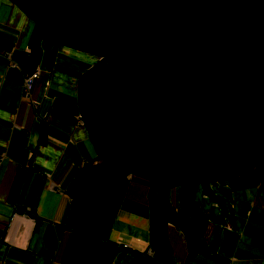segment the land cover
Returning <instances> with one entry per match:
<instances>
[{
	"label": "water",
	"instance_id": "water-1",
	"mask_svg": "<svg viewBox=\"0 0 264 264\" xmlns=\"http://www.w3.org/2000/svg\"><path fill=\"white\" fill-rule=\"evenodd\" d=\"M36 20L111 60L85 102L113 148L164 170L264 134V0H30Z\"/></svg>",
	"mask_w": 264,
	"mask_h": 264
},
{
	"label": "crops",
	"instance_id": "crops-1",
	"mask_svg": "<svg viewBox=\"0 0 264 264\" xmlns=\"http://www.w3.org/2000/svg\"><path fill=\"white\" fill-rule=\"evenodd\" d=\"M32 20L11 0H0V264H66L75 238L66 226L68 189L77 170L96 161L78 116L80 87L98 69L99 56L41 40L31 65ZM35 69L24 100L20 76ZM241 164L234 176L202 182L189 196L190 243L179 227L178 189L170 190L177 214L165 224L171 264H264V158ZM127 180L105 237L119 248L110 264L153 257L148 183ZM20 211L28 218L9 224Z\"/></svg>",
	"mask_w": 264,
	"mask_h": 264
},
{
	"label": "trees",
	"instance_id": "trees-1",
	"mask_svg": "<svg viewBox=\"0 0 264 264\" xmlns=\"http://www.w3.org/2000/svg\"><path fill=\"white\" fill-rule=\"evenodd\" d=\"M34 21L32 36L29 41L31 65L38 61L40 56L39 42L46 40L51 45L58 46L67 44L77 49L96 53L99 57L102 53L82 44H76L64 38L56 29L49 27L45 22L36 20L34 12L29 7L30 0H11ZM104 57V55H103ZM105 58V57H104ZM102 58L98 59L97 68ZM83 86V85H82ZM80 87L79 110L80 117L87 130L96 154V161L84 164L77 170L71 188L68 189L70 199V212L67 217V225L74 231L75 238L66 264H110L119 248L113 247L105 237L112 225L116 209L123 196L126 181L129 175L148 184L149 203V247L153 257L143 254L137 256L136 264H171L170 251L167 247L165 224L175 220L177 215L171 206L168 193L172 188L178 189L180 199L179 227L184 233L187 242L192 240L191 229L187 218V200L195 192L202 182L232 177L236 169L243 162L242 157L248 158L256 150H264V134L252 139L246 148L235 152L226 150L220 158L208 161L202 165L193 167L158 170L160 175L153 177L149 170L150 166H144L137 160L125 159L120 161L123 149L109 147L106 139L95 129V123L91 117L87 103L84 101L83 88ZM105 141V142H104ZM130 149V148H129ZM136 159V158H135ZM121 162L115 168L114 164ZM151 170H153L151 168ZM154 179V180H153Z\"/></svg>",
	"mask_w": 264,
	"mask_h": 264
},
{
	"label": "rangeland",
	"instance_id": "rangeland-1",
	"mask_svg": "<svg viewBox=\"0 0 264 264\" xmlns=\"http://www.w3.org/2000/svg\"><path fill=\"white\" fill-rule=\"evenodd\" d=\"M100 58H102L101 59V61H100V63H99V66H98V69H101V68H103L104 66L106 67L107 66V64H109L110 62H111V60L110 59H108V58H104L103 57V54H101L100 55V57H99V59ZM97 69V70H98ZM22 98H23V96H22ZM105 142V141H104ZM106 144L108 145V143L106 142ZM116 149H118V148H116ZM225 152H226V150H225ZM134 153H133V151L131 150V149H129V148H126V149H124V152L123 153H121L120 155V161H125V159H128L129 161H131V160H136L135 158V155H133ZM242 158H244V159H242L241 161H239V162H244V161H246V162H249L250 160H253V159H255V158H260V159H262V158H264V150H256L255 151V153H252L251 155H249V157L248 158H246V157H242ZM120 163L121 162H116L115 164H114V170H116L115 168H117V167H119L120 166ZM147 170H149V172L153 175V177H154V175H155V177H157L158 176V174H159V172H158V174L156 173L158 170H156V171H154V169L153 170H151V168H147L145 171H147ZM154 180V179H153Z\"/></svg>",
	"mask_w": 264,
	"mask_h": 264
},
{
	"label": "built area",
	"instance_id": "built-area-1",
	"mask_svg": "<svg viewBox=\"0 0 264 264\" xmlns=\"http://www.w3.org/2000/svg\"><path fill=\"white\" fill-rule=\"evenodd\" d=\"M37 75H38V70H36V69L29 71V72L25 71L23 74H21V76H20L21 82H22L21 95L23 96L24 100H26L28 98L29 91H30L29 89H31L34 79H36V77H38ZM81 123H82V121H80V124ZM24 213L25 212L20 211V212L11 214L9 224L15 223V221H17L18 217L28 218V216Z\"/></svg>",
	"mask_w": 264,
	"mask_h": 264
},
{
	"label": "bare ground",
	"instance_id": "bare-ground-1",
	"mask_svg": "<svg viewBox=\"0 0 264 264\" xmlns=\"http://www.w3.org/2000/svg\"><path fill=\"white\" fill-rule=\"evenodd\" d=\"M82 118V117H81ZM83 120V119H82Z\"/></svg>",
	"mask_w": 264,
	"mask_h": 264
}]
</instances>
